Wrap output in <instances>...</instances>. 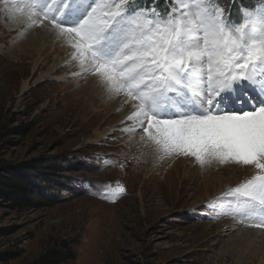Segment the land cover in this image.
<instances>
[{"label": "rangeland", "instance_id": "1", "mask_svg": "<svg viewBox=\"0 0 264 264\" xmlns=\"http://www.w3.org/2000/svg\"><path fill=\"white\" fill-rule=\"evenodd\" d=\"M131 1L128 7H137V0ZM218 3L237 22L238 7L264 6V0H229L226 7V0ZM16 14L0 0V24L8 26ZM35 28H28L26 36ZM20 32L0 29V264H34L50 251L59 253V259L67 251L66 259L56 264H264V231L223 215L216 203L251 178V166L213 163L202 168L194 158L180 156L189 160L181 163L184 169L197 168L200 175L236 167L238 173H228L214 190L178 172L164 180L179 156L161 159L153 150L150 167L143 170L147 164H138V155L126 148L142 132L126 131L128 121L110 123L105 117L94 125L80 120L73 126L63 120L62 97L76 100L78 83L91 75L76 82L75 63L56 70L60 59L72 54L64 56L57 37H45L47 59L33 52V66L42 64L33 78L28 71L21 77L7 64L18 60L24 43L23 37L17 45ZM45 161L57 162L56 171L40 168ZM152 167H159L153 183L147 181ZM13 179L35 190L14 192L6 185ZM118 184L124 192L114 203L101 198L105 187ZM226 222L234 226L231 231L221 226ZM241 235L248 243L242 252Z\"/></svg>", "mask_w": 264, "mask_h": 264}, {"label": "snow or ice", "instance_id": "2", "mask_svg": "<svg viewBox=\"0 0 264 264\" xmlns=\"http://www.w3.org/2000/svg\"><path fill=\"white\" fill-rule=\"evenodd\" d=\"M128 3L4 0V7L29 29L46 20L73 49L74 75L94 76L109 96L132 103L126 131L139 129L161 159L251 166V178L216 203L264 231V8L242 9L234 23L218 0H170L165 15ZM123 192L107 186L101 198L114 203Z\"/></svg>", "mask_w": 264, "mask_h": 264}, {"label": "bare ground", "instance_id": "3", "mask_svg": "<svg viewBox=\"0 0 264 264\" xmlns=\"http://www.w3.org/2000/svg\"><path fill=\"white\" fill-rule=\"evenodd\" d=\"M18 14L9 18V21L7 22L8 26H5L4 23L0 24V29H3V33H8L11 30H15V29L17 30V29L21 28L20 34L17 35L18 36L17 45H20L22 43V42H19V40L24 37V43L17 50L19 53L17 62L14 63V62L7 61V64H9L11 66H15L17 68L16 73L20 74L21 77H23L24 71H28L27 74L30 75L29 77L33 78L34 74L36 72L34 70L35 69L41 70V68H42V66H41L42 64H39L38 66L36 64L33 66V52L34 51L37 52L38 59H41V57L44 56L45 52H47V49L45 48L46 47L45 37L46 36L57 37V35H56L55 30H52L51 25L48 24V22L45 20L43 22V24L36 26V28L34 29V33L29 31L30 34H28V36H26L27 35L26 33L28 31L27 30L28 28L26 26V21H25L23 16H21L20 14L18 15ZM16 16H19V18H18L19 20L16 18ZM35 19H37L39 21L40 17H36ZM59 47H60L62 53L64 54V56H68L73 52V49H71L67 45L66 41H64L62 39H59ZM12 53H14V52H12ZM3 56H5L6 58H9L7 55H3ZM71 56H72V54H71ZM71 56H70V58H68V57L67 58H61L59 66H58V68H56V70L62 69V67L65 65H66L65 69H67V68H69V66H71L72 64L75 63L74 66L76 67V71H77L75 73H78L80 71L78 64L76 61L72 60ZM47 58H48V54H46L44 56V59H47ZM29 60H32V62H28ZM53 68H55V65L52 67V69ZM52 69H51V71H52ZM66 75L67 74H65L64 76H66ZM83 77L84 76L76 75L75 81L76 82L81 81L83 79ZM28 79L29 78H27V80ZM25 85L26 84H24L22 86V90L25 89ZM78 88H80L79 93L81 95L78 96L76 98V100H74V101L69 100V98H70L69 95H64L62 97V100L64 102L63 107H62V118H63V120H65L67 122H71L73 126L76 125L80 120H84L85 123L87 124V126L89 123H90V125L91 124L94 125V124L98 123L102 118H105V117H106V120L110 123L127 122L128 120H126V117L134 110L132 108V103H124L125 98L123 96H119V97L109 96L104 91V89L98 85L97 79L94 76H90L88 79H86L83 82V84L78 83ZM92 106H96L94 108L99 109V110L94 111V109H92L93 108ZM118 110L120 111L119 114H117ZM128 123H130V127H131L132 122L128 121ZM107 131H109V129H107L104 132H107ZM84 133H86V132H84ZM141 135L142 134L138 135L134 141H132V140L129 141L127 143V144H129V147H126V148H129L130 154L138 155L137 163L140 162L142 165L147 164L144 167L142 166L143 170H145L148 167H150L149 160L152 157L151 151H153V150L155 151V149L152 147L151 144H147L144 141H142L140 139ZM142 154H143V157L140 158L139 156ZM179 158L180 159H177V161L175 162V165L172 166V172L169 171L167 176H165L164 180L170 176H173L175 173L178 172V174L182 173L185 176L188 175L191 179H193L194 182L201 183V185L208 186L210 184V187L213 188V190H214V184L223 182L222 180L224 179V177H226L228 175V173H232L234 175H236L238 173V170L236 169V167H234L235 169H231L229 171H222V172L217 171L218 173L213 174V175H209V174H201L200 175L198 173V171L196 170L197 168L196 169L194 168L192 171H190V169H184L183 165L181 163L183 161H189V160L181 159L180 156H179ZM152 161H151V163H152ZM190 162H192V161H190ZM157 169H153V167L150 168L151 174L149 175V178L147 177L148 178L147 181L152 182L153 180L154 181L156 180V176H157L156 173H158ZM165 169H168V168L165 167ZM168 180L170 181V178ZM147 184H145V185H147ZM159 186H162V185H159ZM203 189H205V188H203ZM204 194L205 195L208 194V190H205ZM165 195H166V193H165ZM180 199L181 198L179 197L178 199H176V201H178ZM223 225H227L229 227L230 231L234 227L233 225H231L230 222H226V223L222 224L221 226L223 227ZM244 239H246L245 235H241L239 238V241H240L239 245H241L239 249L241 252L243 250H245L246 247H248V243H245L243 241ZM232 243L234 244V241H232ZM241 249H243V250H241ZM243 262L241 264H243ZM253 263H254L253 261L245 262V264H253ZM238 264H240V263H238Z\"/></svg>", "mask_w": 264, "mask_h": 264}, {"label": "trees", "instance_id": "4", "mask_svg": "<svg viewBox=\"0 0 264 264\" xmlns=\"http://www.w3.org/2000/svg\"><path fill=\"white\" fill-rule=\"evenodd\" d=\"M228 1L229 0H226V5L225 7L227 6L228 4ZM44 164H40V168H44L45 170H50V171H56V168H57V162L55 161H45L43 162ZM59 164V163H58ZM37 166V165H36ZM39 178V177H37ZM15 179H13V181H9L6 185L11 188L12 190H14V192H17V193H26V192H31L33 193V189L35 190V188L33 187L32 184H29V183H25V186L22 185L21 183H15L14 182ZM59 253L57 252H53V251H50L49 253H47L46 255L44 256H41L40 259H38L37 261L34 262V264H56L58 261H62L64 259H66V254H67V251L66 252H63L62 254L64 256H61V258L59 259L58 256ZM67 259H73V256L72 257H67Z\"/></svg>", "mask_w": 264, "mask_h": 264}]
</instances>
